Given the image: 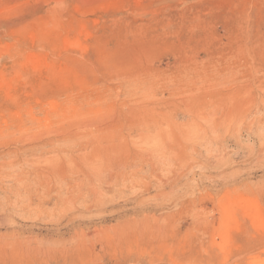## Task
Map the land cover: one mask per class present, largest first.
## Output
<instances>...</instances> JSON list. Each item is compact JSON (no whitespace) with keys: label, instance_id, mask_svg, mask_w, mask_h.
Listing matches in <instances>:
<instances>
[{"label":"rangeland","instance_id":"374dc122","mask_svg":"<svg viewBox=\"0 0 264 264\" xmlns=\"http://www.w3.org/2000/svg\"><path fill=\"white\" fill-rule=\"evenodd\" d=\"M264 263V0H0V264Z\"/></svg>","mask_w":264,"mask_h":264},{"label":"bare ground","instance_id":"6f19581e","mask_svg":"<svg viewBox=\"0 0 264 264\" xmlns=\"http://www.w3.org/2000/svg\"><path fill=\"white\" fill-rule=\"evenodd\" d=\"M261 264H264V263H261Z\"/></svg>","mask_w":264,"mask_h":264}]
</instances>
